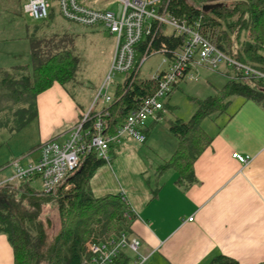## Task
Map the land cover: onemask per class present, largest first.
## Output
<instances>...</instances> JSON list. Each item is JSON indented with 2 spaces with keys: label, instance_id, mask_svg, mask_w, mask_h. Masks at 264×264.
Here are the masks:
<instances>
[{
  "label": "crops",
  "instance_id": "0c3cea01",
  "mask_svg": "<svg viewBox=\"0 0 264 264\" xmlns=\"http://www.w3.org/2000/svg\"><path fill=\"white\" fill-rule=\"evenodd\" d=\"M25 1L0 0V183L14 174V161L25 166L39 158L44 142H64L89 109L88 100L74 98L68 86L54 82L35 97L37 116L32 118L28 93L16 79L31 72L33 52L41 55L45 49L48 24L46 19L33 25L22 21ZM192 71L196 78L186 77L174 89L203 77L205 83L194 87L209 86V96L235 75L226 67ZM259 92L264 100V87ZM102 105L99 102L95 108ZM167 110L164 105L156 119L147 121L144 142L135 141L145 144L157 134L169 152L163 162L178 142L169 130L170 123L165 128L159 125ZM16 125L21 128L14 129ZM200 126L211 141L193 162V177L181 179L177 168L163 167V162L151 171L117 161L113 167L110 158L109 167L104 162L94 171L88 188L94 196L116 192L124 196L127 208L133 211L126 220L127 232L139 238L138 252L146 256L141 264H209L219 255L237 264H264V104L233 95L224 111L206 116ZM30 127L34 128V142ZM129 139H122L120 147ZM32 145L36 151L23 157ZM235 152L248 155L250 161L240 163L232 157ZM37 182L41 190L38 176L29 179L34 189ZM107 190L116 192H102ZM125 253L133 255L128 250ZM0 264H13L4 233H0Z\"/></svg>",
  "mask_w": 264,
  "mask_h": 264
},
{
  "label": "trees",
  "instance_id": "16d2710c",
  "mask_svg": "<svg viewBox=\"0 0 264 264\" xmlns=\"http://www.w3.org/2000/svg\"><path fill=\"white\" fill-rule=\"evenodd\" d=\"M79 1L91 7L96 6L95 8L100 6L93 0ZM165 1L177 16L185 14L191 17L200 14L202 26L213 29L212 33L215 34L214 38L220 49L237 60L264 71V54L261 50L264 41V0H192L191 3L187 0ZM204 5L214 7L204 11ZM55 12L60 15L58 7L56 10L50 7L45 23L49 24L48 19L52 20ZM56 39L55 36L47 39L41 55L33 50L30 75H22L16 79L21 89L33 96V119L37 116V94L54 82L66 86L75 79L78 70V57L69 49L59 48ZM160 41L175 46L181 39L164 36L159 32L152 44L157 46ZM144 46L145 43H140L139 50ZM250 82L252 81L235 73L213 95L197 99V109L187 121L179 118L172 121L169 130L177 136L178 142L163 167L177 168L181 179L193 177V162L211 141L201 128V121L206 116L224 111L233 95L259 100V91L264 84ZM156 88L157 81L147 77H137L131 85L117 84L111 93V101L103 108L108 113L105 132L115 133L117 125L127 113ZM164 105L167 106L166 103ZM94 112L92 108L90 115ZM91 122L89 120L85 125H90ZM19 128L20 125L14 127ZM102 163L104 161L97 158L93 151L84 154L79 167L53 193L35 190L30 186L29 179L0 184V233L6 235L12 248L13 264H83V257L88 255L87 242H97L110 234L128 229L126 220L122 217L127 208L122 195L110 193L94 196L88 188L91 176ZM68 184L70 188L65 189ZM48 205L56 207L59 217V230L51 240L47 233L51 226L50 219H43L44 208ZM128 258L121 254L115 264H125ZM209 264L237 263L219 255Z\"/></svg>",
  "mask_w": 264,
  "mask_h": 264
},
{
  "label": "built area",
  "instance_id": "2783aa9c",
  "mask_svg": "<svg viewBox=\"0 0 264 264\" xmlns=\"http://www.w3.org/2000/svg\"><path fill=\"white\" fill-rule=\"evenodd\" d=\"M52 0H26L23 11L29 17L40 20L48 16ZM116 7L94 8L79 0H55L60 15L67 21L83 26L99 25L114 36V49L108 75L96 93L95 102L83 117L76 122L69 137L64 142L49 140L40 147L39 158L20 166L14 161V174L2 183H18L21 180L38 176L41 190L53 193L80 165L84 154L93 151L104 162L110 161L109 149L114 142L123 137L137 142L146 139L144 129L150 119H156L164 109V101L186 77L196 78L192 69L204 67L218 70L226 67L239 73L245 80L264 84V71L244 63L220 49L215 41L211 27L202 26V16L191 17L183 14L177 16L165 0H115ZM120 8L118 9V7ZM172 36L181 41L169 46L160 41L157 46L152 43L157 34ZM149 41H147V38ZM145 43L140 51L138 46ZM264 54V41L261 44ZM162 55L161 65L147 78L157 81L156 90L143 97L138 106L127 113L117 125L115 133L105 132L107 112L104 107L111 101L109 86L114 76L122 74L123 81L117 84L131 83L140 76L144 62L152 55ZM116 84V85H117ZM101 102L103 105L95 108ZM94 114L90 115L91 109ZM92 117L94 119H92ZM92 120L90 125H85ZM232 157L242 164L250 161L248 155L238 152ZM0 183V184H2ZM70 188L66 185L65 189ZM123 197L124 202L126 199ZM133 211L126 208L122 217L131 219ZM189 220L192 217L188 218ZM139 238L131 236L127 230L106 236L103 240L87 242L88 255L83 257V264H115L117 258L125 251L133 255L125 264H141L146 256L138 252Z\"/></svg>",
  "mask_w": 264,
  "mask_h": 264
},
{
  "label": "rangeland",
  "instance_id": "374dc122",
  "mask_svg": "<svg viewBox=\"0 0 264 264\" xmlns=\"http://www.w3.org/2000/svg\"><path fill=\"white\" fill-rule=\"evenodd\" d=\"M93 1L94 3L100 4L98 7L112 9H115L116 7L115 0ZM187 1L189 3L192 2V0ZM21 2H17L18 5H20ZM51 7L55 10L58 7L57 3L53 0L51 1ZM21 17L22 21L27 22V24L33 25L40 23L39 20L33 19L26 14L21 15ZM53 17L54 18L52 20L48 19L49 24L47 28L44 29L46 34L45 36L47 39H51L53 36L57 37L56 40H58L59 48L69 49L78 57L79 64L75 79L66 86L69 87V90L74 98L80 101L88 100L90 107L95 102L96 93L108 75L112 52L114 49V37L110 39L108 36L109 33L99 25L83 26L63 19L57 12H55ZM161 60L162 55L160 54L150 56L142 65L140 76L148 77L155 69L159 67L163 68L164 65H161ZM200 75L199 78L202 77V75ZM123 78L122 74L114 76L113 83L109 86L110 93L114 91L117 83L123 81ZM200 82L205 83L203 77L199 80V82L194 81L189 83L190 86L180 84L179 88L174 89L172 93L169 94V96L165 99V103L168 105V110L165 112V118L160 121L159 125L165 128L169 125V123L177 118H183L187 121L191 117L197 109L196 100L207 97L209 91H211L209 86L203 87V85L200 86L201 84L194 87L196 83ZM26 98L30 99L31 106L33 108V96L28 93ZM257 101L264 104L263 99ZM28 131H31L32 142H34V128L30 127ZM124 138L129 139L128 137H123L122 139ZM120 145L121 143L119 141L114 142L111 144L109 149V155L113 161V167L116 166L117 161L120 165H137L148 168L149 171H151V169H153L157 164L163 162L165 154H169L167 151L168 149H166V145L157 134L152 135L151 140L145 144L137 143L135 140L130 138L125 146L120 147ZM33 147L34 145L31 146V149H26L27 151L24 152L23 157H27L34 153L36 149ZM124 148H126L125 151H129L128 154L123 151ZM112 161L110 160L109 162ZM104 165L108 166L109 163L105 162ZM36 184L35 189L40 190V186L38 185L39 182ZM111 191L107 190L102 192L107 193ZM45 217L49 218L51 222V226L47 230L48 237L51 240L59 230V217L56 207L53 205L46 206L44 208L43 219Z\"/></svg>",
  "mask_w": 264,
  "mask_h": 264
},
{
  "label": "water",
  "instance_id": "95a60500",
  "mask_svg": "<svg viewBox=\"0 0 264 264\" xmlns=\"http://www.w3.org/2000/svg\"><path fill=\"white\" fill-rule=\"evenodd\" d=\"M214 7V5H204L203 6V10L204 11H208L210 8ZM120 8V6L118 7V9Z\"/></svg>",
  "mask_w": 264,
  "mask_h": 264
}]
</instances>
